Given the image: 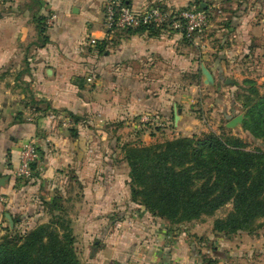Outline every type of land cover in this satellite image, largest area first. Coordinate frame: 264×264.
Here are the masks:
<instances>
[{"label":"crops","instance_id":"1","mask_svg":"<svg viewBox=\"0 0 264 264\" xmlns=\"http://www.w3.org/2000/svg\"><path fill=\"white\" fill-rule=\"evenodd\" d=\"M105 2L39 0L38 6L32 0H13L0 4V9L2 5H10L9 13L0 16V67L19 54L21 46L27 51L29 44L36 42L35 19L44 17L45 23L51 20L46 30L48 42L41 48L33 44L24 80L38 91L34 96L41 100L33 96L35 101H44L73 115H76L72 107L77 102L79 77L84 73L87 76L88 72L98 79L93 84L95 96L94 100H89L87 111L92 110V114L107 120L139 109L155 114L163 124H169L170 115L172 131L176 127L177 130L183 126L187 130L198 127L191 135L206 132L203 126H196L200 117H195L194 110L205 116L218 111L226 123L243 115L238 95L244 92L241 88L247 87L244 81L253 82L259 93L264 94V4L257 11V17L250 9L225 13L216 19L215 25H209V29H215L209 37L186 40L172 32L157 36L124 30L106 32L103 26ZM125 2L141 12L154 6L170 9L183 1ZM200 5L202 9L208 8L206 4ZM91 40L96 41L94 46L89 44ZM201 66L212 75L213 86L204 84ZM10 100V97L0 98V174L3 176L7 172L3 163L5 152L10 151L11 163L16 168L21 145L27 140L41 143L40 129H44L45 124L42 119L36 123L27 118L24 110H16V114L6 104H10ZM76 108L81 109L79 104ZM9 189L4 186L0 193ZM145 247L144 257L135 254L143 259L134 264H193L184 242H148ZM153 253L160 262L150 261ZM232 255L235 264H240V254L233 250ZM224 261L225 258L206 260L205 264Z\"/></svg>","mask_w":264,"mask_h":264},{"label":"rangeland","instance_id":"2","mask_svg":"<svg viewBox=\"0 0 264 264\" xmlns=\"http://www.w3.org/2000/svg\"><path fill=\"white\" fill-rule=\"evenodd\" d=\"M179 1H183L182 4L169 10L193 6L202 8L200 4H206L210 25H215L216 19L225 13L238 9L253 10L257 17V11L264 4V0ZM9 9V4L2 5L0 16L2 13L8 14ZM45 26L50 25L46 22ZM211 30L215 29L208 28L198 38L209 37ZM34 43L29 44L27 51L25 46H21L20 53L10 57L0 67V98L10 97V104H6L14 112L24 110L27 118H32L36 123L42 119L45 123L44 129H40L41 143H35L38 160L29 179L17 177L10 151L4 154L5 176L9 177L5 186L10 189L0 193V239L14 234L24 235L40 225L48 224L61 232V216L72 231L74 251L81 264L138 263L144 257L143 251L148 242H184L193 264H205L206 260L219 261L220 258H225L222 264H235V260H232L233 250L240 254V264H264V218L256 223L262 225L255 230L256 235L239 232L225 237L214 231V222L226 217L232 210L231 204L211 215L170 224L131 201L129 167L124 159L123 146L163 143L173 137L191 135L198 131V127L192 130L184 126L177 130L176 127L172 131L174 127L170 115L167 119L169 124H163L155 114L138 108L107 120L92 114V110L87 111L86 108L89 100H94L93 84L98 77L91 72L79 77L77 102L72 107H75L76 115L50 104L48 106L44 101H35L34 97L41 100V97L34 96L38 91L24 80L29 64L27 57L33 51ZM78 104L81 109L76 108ZM193 112L196 118L200 117L196 126H203L206 132L219 133L226 123L218 111L211 116L198 114L195 110ZM230 135L244 140L251 148L261 144L253 141L241 126L231 130ZM48 137L52 138L51 141L46 140ZM54 201L58 204V210L52 208ZM6 214L15 220V224L10 226ZM135 254L143 257L140 259ZM150 257V261L160 262L154 253Z\"/></svg>","mask_w":264,"mask_h":264},{"label":"trees","instance_id":"3","mask_svg":"<svg viewBox=\"0 0 264 264\" xmlns=\"http://www.w3.org/2000/svg\"><path fill=\"white\" fill-rule=\"evenodd\" d=\"M35 23L38 38L34 45L41 48L48 42L45 18H36ZM124 31L151 36L166 32L154 26ZM243 84L247 87L238 95L241 128L260 146L251 148L230 135L225 125L219 133L178 136L148 146L126 144L123 151L133 203L170 224L211 215L231 204L226 217L214 222V231L225 237L239 232L254 234L262 226L256 223L264 218V94L253 82ZM52 208L58 210L56 201ZM60 221L61 232L48 224L24 235L2 237L0 264H81L68 222L61 216Z\"/></svg>","mask_w":264,"mask_h":264},{"label":"built area","instance_id":"4","mask_svg":"<svg viewBox=\"0 0 264 264\" xmlns=\"http://www.w3.org/2000/svg\"><path fill=\"white\" fill-rule=\"evenodd\" d=\"M13 0H0V4ZM52 19V18H51ZM209 11L196 6L182 10H169L154 6L144 11H135L125 0H106L103 26L106 32L116 30H135L140 27L154 26L166 32L183 35L188 40L201 36L210 25ZM51 24V20L47 21ZM93 46L95 40L90 42ZM38 160V150L33 140L25 141L18 152V165L15 175L29 179L32 166Z\"/></svg>","mask_w":264,"mask_h":264},{"label":"water","instance_id":"5","mask_svg":"<svg viewBox=\"0 0 264 264\" xmlns=\"http://www.w3.org/2000/svg\"><path fill=\"white\" fill-rule=\"evenodd\" d=\"M200 71H201V75L203 77V82L206 86H213L214 85V79L212 78V75L210 74V72L204 67V66H201L200 68ZM180 110H177V114H180ZM175 115V123L178 122V115ZM243 122V115L240 114V115H237L236 117H234L233 119H231L229 122H227L225 124V127L227 129H230V130H234L235 128H237L238 126H241ZM9 180V177L7 176H2V174H0V188L4 187L7 182ZM6 218L8 219V222L10 224V226L13 225V220L10 218V216L8 214L5 215Z\"/></svg>","mask_w":264,"mask_h":264}]
</instances>
